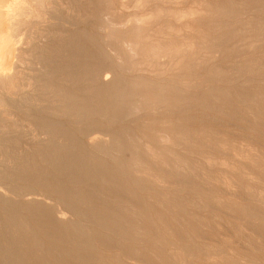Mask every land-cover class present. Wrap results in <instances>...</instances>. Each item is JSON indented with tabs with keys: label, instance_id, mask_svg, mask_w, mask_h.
Here are the masks:
<instances>
[{
	"label": "bare ground",
	"instance_id": "1",
	"mask_svg": "<svg viewBox=\"0 0 264 264\" xmlns=\"http://www.w3.org/2000/svg\"><path fill=\"white\" fill-rule=\"evenodd\" d=\"M124 8L112 0H0V203L31 218L0 210V264H192L180 253L196 246V227L205 225L172 199L178 215L157 208L193 173L181 151L199 147L192 133L157 126L153 107L137 114L146 101L170 100L153 83L164 73L153 61L177 66L195 47L155 30L146 22L152 15ZM200 11L167 12L184 22L167 29L190 28ZM79 24L87 29L67 27ZM205 53L202 46L193 55ZM58 202L65 207L56 212ZM177 230L184 234L175 241ZM217 244L208 237L203 256L216 257Z\"/></svg>",
	"mask_w": 264,
	"mask_h": 264
},
{
	"label": "rangeland",
	"instance_id": "2",
	"mask_svg": "<svg viewBox=\"0 0 264 264\" xmlns=\"http://www.w3.org/2000/svg\"><path fill=\"white\" fill-rule=\"evenodd\" d=\"M112 1L124 4L123 14L152 15L146 22L155 24V30L159 28L171 40L190 39L195 47L183 64L176 66L165 57L153 61L152 65L164 72L153 83L170 100L166 103L161 97L146 101L143 106L146 111L137 114L146 115L153 107L151 117L156 119L157 126L192 133L199 147L190 153L181 151L194 167L193 173L178 178L173 197L159 198L157 208V212L167 216L178 215V209L168 205V199H172L205 225L196 227L198 243L189 249L184 247L181 258L192 264H206L209 259H214L209 264H264V0H143L140 4L133 0ZM193 8L201 11L188 19L190 28L183 27L177 33L167 29L168 23L178 27L184 24L174 23L167 12ZM68 15L75 17L76 13ZM67 27L87 29L85 24ZM94 43L108 50L99 38ZM202 46L206 47V53L198 60L193 53ZM144 120L130 126H140ZM216 140L221 143L213 144ZM221 179L230 185L222 184ZM194 193L201 196H193ZM64 207L58 202L56 212ZM0 210L18 216L25 223L31 219L28 212L9 203H0ZM72 219L79 222L70 215H65L63 222ZM195 220L192 219L193 224ZM177 234L178 238L173 237L175 241L184 233L177 230ZM208 237L221 243L216 246L220 251L216 257L203 256L208 251L204 247ZM92 245L102 251L100 246ZM147 253L146 259L156 261L154 254ZM43 256L49 261L48 254L43 252Z\"/></svg>",
	"mask_w": 264,
	"mask_h": 264
}]
</instances>
